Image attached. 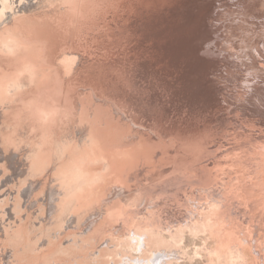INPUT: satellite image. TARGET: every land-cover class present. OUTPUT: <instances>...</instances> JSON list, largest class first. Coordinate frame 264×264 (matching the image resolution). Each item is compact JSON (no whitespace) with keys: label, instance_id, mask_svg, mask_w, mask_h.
Instances as JSON below:
<instances>
[{"label":"rangeland","instance_id":"rangeland-1","mask_svg":"<svg viewBox=\"0 0 264 264\" xmlns=\"http://www.w3.org/2000/svg\"><path fill=\"white\" fill-rule=\"evenodd\" d=\"M110 1L82 5L91 12ZM115 1L99 33L76 32V11L63 20L46 11L19 28L29 47L23 43L16 65L52 76L28 93L0 90L2 142L10 145L11 133L19 143L0 155V264H124L137 255L123 249L134 228L154 226L164 247L180 250L173 260L166 254L170 264H264V0ZM63 52L78 58L69 72ZM5 56L0 83L14 70ZM22 117L31 123L26 134L7 129L6 118L13 126ZM78 124L85 134H110L128 168L90 162ZM31 148L39 175L24 187L17 178ZM138 151L149 159L129 162ZM74 170L87 178L77 186L93 202L74 224L44 222L45 188L59 189ZM120 180L129 184L125 194ZM113 244L121 253L110 259Z\"/></svg>","mask_w":264,"mask_h":264},{"label":"bare ground","instance_id":"bare-ground-1","mask_svg":"<svg viewBox=\"0 0 264 264\" xmlns=\"http://www.w3.org/2000/svg\"><path fill=\"white\" fill-rule=\"evenodd\" d=\"M82 1L83 0H0V54H2V53L6 54L4 59L8 60L9 62H15L14 68H13L14 70L9 71L7 73V79L5 80V82L3 80V82L0 83V90L2 92L11 93V91L16 90V91L20 92V94L26 93V92L28 93L31 89L32 90L37 89L39 85L42 86L44 84L47 86V84H45L44 81L46 79H49L48 77L52 76V75L46 76L45 80H42L40 75L24 74L21 71V67L19 65H16V62H17L16 61L17 60L16 54L18 53L19 49L23 46V43H26L24 45L25 48L29 47L28 46V43H29L28 40L25 39L23 36H21L18 33L19 28L22 27L23 25H25L26 22L39 21V17H42L45 13H47L46 11H50V10H51V12H55V14L57 15V20H63L64 17L69 18L70 16H72L71 13L73 14L72 11H76V13L79 12V13H77L78 17H76V19L71 23V25L73 26L75 31L76 32H78L79 30L81 31V29H83L85 27L88 30V31H86V34H91L92 32H93V34H95L96 32L99 33V30L102 29L101 25H100V20L103 17H105V15L106 16L109 15L112 12V9L114 11V6H115V2H116L115 0H113L112 2L110 1L105 6H99V9L97 11H91L90 12L89 10H87L88 11L87 12L84 4L82 5ZM118 6L119 5H117V7ZM76 13H75V15H76ZM89 14H90V16H89ZM60 15L63 19H58V17H60ZM39 22H41V21H39ZM74 32H73V34H75ZM71 34H69V35H71ZM73 37H74V35H73ZM73 37H71V38L73 39ZM73 55L74 54H72V55L69 54V52H63L60 55V58H59L60 61L59 62L61 63V65L63 66V69L66 72H69L70 70H72L73 67L75 65H77V63H78L77 55L76 56H73ZM83 59H84V56H83ZM55 77L62 80L64 77H67V76L63 77L60 74H55ZM65 87H67V86H65ZM62 91H63V89H62ZM63 94H64V92L62 94H59V95H63ZM28 96H29V94H25V96L20 95V100L21 99L25 100L26 97H28ZM64 97H66V96H64ZM25 102L27 103L28 101H25ZM51 103H52V105L53 104L55 105V103H53V102H51ZM77 103L76 104L79 106V108H77L79 110V112L84 113V114H81L82 118L80 117V119H78L79 123L83 124L84 122H86L85 118L88 115H86V113H85L84 103L82 102V100L79 99V101ZM28 104H29V102H28ZM28 104H26L25 106H27ZM46 104H47V102H46ZM47 105H49V104H47ZM33 106H36V105L32 104V108H33ZM27 107H26V109H27ZM25 111H27V110H25ZM33 111L35 113L36 109ZM27 112H29V111H27ZM37 112L40 113V111H37ZM34 113L32 115H34ZM26 114L28 115V113H26ZM29 114H31V112ZM59 115H61V114H59ZM34 116H32V118L33 117L36 118V121L38 122L39 120H37L38 119L36 117L37 115L35 114ZM38 117H39V119H41L40 115ZM42 119H43V117H42ZM3 120H4V117L2 116V112L0 109V121H3ZM20 120L18 119L17 120L18 123L16 122L15 125L10 126L11 125V124H9L10 120L8 118H6L5 119V125H6L7 129L13 128L15 133L18 132V134L21 135L20 133H22V131L23 132L26 131V130H24V128H26V126L30 127L31 123L29 122L30 119H24L23 117ZM27 120H28V122H27ZM32 120L33 119H31V122H32ZM39 122L42 123V121H39ZM33 124H35V123H32V125ZM43 124H42V127H43ZM47 124H48V122H47ZM16 126H21L23 129L20 131V129H17ZM34 126H32V127H34ZM29 127H28V129H30ZM36 128L34 130H36ZM28 129H27V131H28ZM37 130H38V128H37ZM31 131H32V129H31ZM77 131H79V134L82 133V135H83L82 140L84 142H87L90 144L88 146V149H87L88 154L86 153L88 155L87 159L90 162L98 163V162L102 161L104 163V167L106 169H108V168L113 167L112 161H113V159H116L118 162H120L116 166H114L116 169L121 170V169H127L128 168V166L123 164V162H125L127 160L126 157H123L121 155H116V153H115L116 150H113L112 148H110L109 143H108V137L110 136V134H105L106 136L104 135V137L106 139L103 137V134H101V135L93 134L90 131H87V133L85 134V133H83V131H84L83 126H79V124L77 125ZM63 133H65V132H63ZM6 134H7V137L12 140V143L10 145H7V143L2 142L3 134H2V131L0 130V155H1V153H4L7 155V151H6L7 147L11 148V145H13V144L18 145L19 144L18 142L17 143L14 142V140L17 139L16 134H11V133H6ZM37 134L38 133L34 134L35 138H36ZM22 135H23V133H22ZM64 137H65V135H64ZM96 138L97 139L102 138L103 141L102 140H96ZM23 150L25 151L24 148H23ZM22 151L20 153L21 155L24 152V151L23 152ZM36 151L37 150L35 148H31L30 154L26 155L29 163H28V165H26L25 170L22 169L23 173L20 175V178H17L18 181L16 180L17 182L24 185V187L26 184H27L26 186H30V185L34 184V180L38 179V176H37V175H39L38 174V166L34 163L31 164V162H34V160L29 158L31 156V153H36ZM117 153H118V150H117ZM148 153H146L145 151H138L136 153V156L129 155L127 158L129 160V162L130 161H133V162L136 161V163H137V161L139 162V160L142 161V158L149 159V157L147 156ZM10 155H11V153H10ZM15 155H16V153H15ZM21 155H20V158H21ZM7 156H9V155H7ZM4 160H5V158H4ZM43 160L45 161L46 159H43ZM20 161L23 162V160H20ZM47 162H48V160H47ZM23 163H25V160ZM36 168H37V170H36ZM130 169H132V168L130 167ZM72 173L73 174H71V175L66 174V176L60 177L61 181H60V188L59 189L56 187H52L51 189L45 188V190L43 189L44 193L46 194V196L48 198V201L51 202V205H48V207H46L47 210L45 208L46 214L44 212L43 216H41L42 214L39 216V217H44V218H42V219H44L43 220L44 222L45 221L51 222L54 220H56V221L60 220L61 222H63V224L64 223L74 224V223H76V221L79 217L77 212L80 211L81 209L88 208V205L90 207L91 203L93 202L94 199L90 200L91 202H89V200H88L89 195L85 196L84 190L79 189L77 186L78 182L87 181V178L85 177V175L83 173H81L79 170H74ZM117 184H119L120 186L124 185V187L125 186L127 187V188H125L124 191L121 192L122 194H125V192L129 189V184L125 180H120V182H117ZM58 202H60V203H58ZM64 204H65V207H64ZM38 211L40 212V210H38ZM37 214H39V213L37 212ZM35 215H36V213H35ZM93 216H94V213L91 214L88 218L93 217ZM134 231L135 232H134L133 236L128 237L127 242L123 243V249L125 248L126 250L132 251L137 255L129 256V258L125 259V260H124V256L121 255L122 260L125 261L124 264H170V263H168L169 258H171L173 260L175 257H179L178 251H180V250L176 246H174L175 249H173L174 247L170 248L172 246H170V247H164L163 246L166 239H165V236H163V234H161L159 227L154 226V227L150 228L149 230L141 229L140 227H138V230L134 228ZM149 231L152 232L153 236L156 238V241L154 243H152L151 239L148 240V236H149L148 232ZM170 239H172L171 240L172 243H177L176 238L171 237ZM176 248L178 249V251L176 250ZM111 249H113V252L108 256V257H110V259H113L115 257L113 255V253L120 255L121 252L117 251V250H119L118 244H113V246H111ZM166 254H168L169 258L167 257ZM101 261H103V257L101 255H99L97 257L96 262L99 263Z\"/></svg>","mask_w":264,"mask_h":264}]
</instances>
